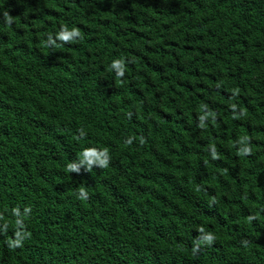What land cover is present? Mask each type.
<instances>
[{
    "label": "trees",
    "instance_id": "trees-1",
    "mask_svg": "<svg viewBox=\"0 0 264 264\" xmlns=\"http://www.w3.org/2000/svg\"><path fill=\"white\" fill-rule=\"evenodd\" d=\"M0 264H264V0H0Z\"/></svg>",
    "mask_w": 264,
    "mask_h": 264
},
{
    "label": "clouds",
    "instance_id": "clouds-1",
    "mask_svg": "<svg viewBox=\"0 0 264 264\" xmlns=\"http://www.w3.org/2000/svg\"><path fill=\"white\" fill-rule=\"evenodd\" d=\"M5 17L7 19L8 23L12 22V18L5 13ZM72 35H76L79 36L80 35V30L78 28H74L72 33H68L66 28H62L61 32L58 35V38L62 41H69V39L71 38ZM49 43H54V41H52V38L49 37ZM116 70H117V74L119 76H123L124 74V70L122 68L121 65V61L120 60H116L113 62L112 65ZM126 143L130 144L131 143V139L127 140ZM109 156H108V152L107 149H104L102 152H97V150L95 148H88L85 149L82 153V160L81 163L82 164H86L87 169L90 170L92 168V166L94 164H96L97 166L101 167V168H106L109 164ZM68 170L72 171V172H79V166L76 164H69L68 165ZM87 192L81 188L80 189V198L82 199H87ZM16 215H19V211L18 210H14ZM251 219V217L249 218ZM20 222L17 220V224H19ZM201 232H203V229H200ZM23 235L20 232L16 233V239L12 240L9 242V247H19L21 246V242L23 239ZM203 242L206 243H211L215 237L212 234H205L202 238ZM197 249H194V251H196Z\"/></svg>",
    "mask_w": 264,
    "mask_h": 264
}]
</instances>
